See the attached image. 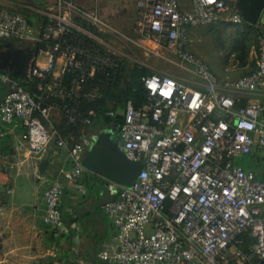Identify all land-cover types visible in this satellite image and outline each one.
I'll use <instances>...</instances> for the list:
<instances>
[{
	"label": "built area",
	"instance_id": "2783aa9c",
	"mask_svg": "<svg viewBox=\"0 0 264 264\" xmlns=\"http://www.w3.org/2000/svg\"><path fill=\"white\" fill-rule=\"evenodd\" d=\"M52 1L54 6L23 5L24 12L0 5V40L31 42L47 56L44 66L32 67V90L24 87V78L0 72V87H7L0 140L8 125L20 123L33 155L56 142L69 153L71 168L64 177L71 184L87 171L91 141L77 137V129L100 117L94 104L103 92L97 83L115 80L118 68L132 59L110 43L114 31L81 11L77 0ZM229 1L188 0L187 9L183 0H136L133 32L142 40L136 46L143 56L160 58L165 48L198 80L179 81L152 70L143 78L147 104L142 109L126 104L123 156L140 169L127 186L107 184L110 200L103 212L116 230L117 248L100 258L109 264L264 262V181L242 165L246 156L264 158V102L242 104L244 94L264 97V28L259 27L256 69L236 81L221 83L189 48L195 27L219 23L226 14L229 22H245ZM56 111L63 118L60 129L52 124ZM105 115L115 118L116 112ZM63 195L61 184L44 193L42 219L53 231L64 225ZM244 235L252 240L248 250Z\"/></svg>",
	"mask_w": 264,
	"mask_h": 264
},
{
	"label": "crops",
	"instance_id": "0c3cea01",
	"mask_svg": "<svg viewBox=\"0 0 264 264\" xmlns=\"http://www.w3.org/2000/svg\"><path fill=\"white\" fill-rule=\"evenodd\" d=\"M51 1L31 0L21 3L0 0V5L11 11L24 12L22 8H18L35 3L46 6ZM183 2L187 4L188 0ZM135 11L137 20V10ZM225 18L228 19L229 14ZM226 19L205 26L206 28L195 27L190 31V34H196V38L210 37L214 47L213 33L216 29L223 27L229 30L235 26L241 29L243 35H239L234 42H229L228 33H225V44L217 49V53L224 54L226 50L229 54L227 63L220 65L216 71L223 84L236 81L256 69L257 38L259 27L264 28V11L256 25L247 22L234 24ZM18 44L17 40H0V54L12 57L15 52L25 50ZM33 46L26 49L27 59L22 68L26 75L23 80L30 86L32 83L36 84V79L30 76L32 67L36 64L44 66L47 60L46 54L41 50L38 52L37 45L36 50ZM162 71L177 79L179 77L174 69ZM6 93L7 87H0V104ZM255 100L264 102V97L244 94L242 104ZM106 103L108 109H111L110 100ZM123 112L124 110L118 112L119 118L123 116ZM62 119L60 112L53 114L52 124L55 128L60 129ZM122 119L120 118L121 121ZM120 126L115 121L103 119L96 121L91 127L77 129V137H86L91 141L85 153L86 165L92 163L93 155L102 144L99 143L102 135L108 141L103 146L113 143L118 145ZM5 131V137L0 140V264H109L100 258L104 251L112 253L117 248L114 241L116 230L103 212L104 203L110 200L107 190L109 181L101 174L87 170L77 181L69 184L64 177V173L71 168L67 151L61 150L53 141L44 153L33 155L27 146V131L20 123L8 125ZM242 165L264 181L263 157L258 154L246 156ZM53 184L64 186L61 203L64 225L59 231H53L42 219L45 211L44 193ZM247 236H242V239L248 250L251 244L248 241L250 237ZM252 264L264 262L255 259Z\"/></svg>",
	"mask_w": 264,
	"mask_h": 264
},
{
	"label": "rangeland",
	"instance_id": "374dc122",
	"mask_svg": "<svg viewBox=\"0 0 264 264\" xmlns=\"http://www.w3.org/2000/svg\"><path fill=\"white\" fill-rule=\"evenodd\" d=\"M21 3H28V1L31 0H14ZM235 0H230L229 3L233 5ZM50 5L54 6V2H49ZM35 6H38L37 3L33 4ZM77 7L83 11L84 13L88 15H96L99 17L108 27L114 31V35H109V40L112 45H114L118 50L121 51L124 55L130 57L131 61H126L123 64H126V66L130 69V71L135 68L137 65L142 66L143 68L147 69L148 71L152 70H163L167 68L174 69L178 72L179 77L178 80H190L191 78L193 80H198V78L185 68H181L178 66L179 60L175 58L173 55H171L167 49L162 50V56L159 57H150L146 59L143 56L142 51L136 46V43H142L141 39H138L134 36V26L136 23V0H77L76 1ZM40 6V5H39ZM42 6V5H41ZM44 7V6H42ZM18 8V7H17ZM22 7H19L18 9H21ZM189 8V5L186 7ZM14 9V8H12ZM23 9V8H22ZM16 10V9H15ZM228 15V14H227ZM35 19V17H33ZM236 24V23H234ZM209 26V25H207ZM205 27V26H203ZM201 28V27H200ZM206 28V27H205ZM204 29V28H203ZM200 33V32H198ZM225 33H228V38L230 39L229 42H234V40L239 36L243 35L241 33V29L238 27H232L231 29L227 30V28L221 27L220 29H216L214 35L215 42L213 41L214 47L211 43V38L206 37L205 38H196V34H190V49L193 53L203 58L206 63L209 65L210 69L217 75V68L221 65H225L228 60L227 51L224 50V54L221 52L217 53V49H219L223 44H225ZM128 40H132L133 42H129ZM19 45H22L20 47L26 49L33 44H29L23 41H19ZM36 50V46L34 45ZM24 51V50H23ZM123 62V60H122ZM147 67V68H146ZM186 67L190 70L193 69L192 66L186 65ZM125 81V80H124ZM127 82V79L125 83ZM185 83V82H184ZM112 88V87H111ZM110 88V89H111ZM126 89V86H119L118 88L113 87L112 92L115 96L119 95L123 90ZM6 91V90H5ZM99 143H108L106 137L102 135L101 140ZM117 154H119V157L123 161L124 159V151H123V144L121 140H118V146H117ZM104 263V262H103ZM102 264V263H101Z\"/></svg>",
	"mask_w": 264,
	"mask_h": 264
},
{
	"label": "water",
	"instance_id": "95a60500",
	"mask_svg": "<svg viewBox=\"0 0 264 264\" xmlns=\"http://www.w3.org/2000/svg\"><path fill=\"white\" fill-rule=\"evenodd\" d=\"M244 18L245 22L256 25L264 11V0H235L233 4ZM27 59L25 50L14 53L12 57L0 54V72H6L9 68L10 74L15 77L26 78L22 70ZM8 73V72H7ZM122 119L123 116H120ZM117 143L111 145H99L96 153L93 155L91 164L86 165L87 170L93 173L101 174L109 182L127 186L137 175L140 166L138 164L130 165L124 159L123 161L117 154Z\"/></svg>",
	"mask_w": 264,
	"mask_h": 264
},
{
	"label": "trees",
	"instance_id": "16d2710c",
	"mask_svg": "<svg viewBox=\"0 0 264 264\" xmlns=\"http://www.w3.org/2000/svg\"><path fill=\"white\" fill-rule=\"evenodd\" d=\"M40 50H42V48L37 45V51L39 52ZM151 73L152 71H148L140 65H137L130 71L126 64H122L118 68V73L115 80L109 81L107 79H102L101 83H97L100 86L101 91L103 92V98L99 102L94 104V107L97 108L100 113V117L98 120H112L115 121L117 126L119 127L122 124V121L119 118L120 114H118V112H122L125 109L128 101H132L135 108L142 109L147 104V94L143 87V78L147 74ZM126 79L127 82L125 83ZM32 84L30 86V84L24 83V87L27 90H32L35 87V85ZM123 85L126 86V89L119 93V95L115 96L113 93H111L113 87L118 88L119 86ZM108 100H110V102L112 103L111 109H108L107 107L106 101ZM109 110H113L116 112L115 118H108L105 115V113ZM248 241L251 244L252 240L250 238Z\"/></svg>",
	"mask_w": 264,
	"mask_h": 264
},
{
	"label": "flooded vegetation",
	"instance_id": "af4514ba",
	"mask_svg": "<svg viewBox=\"0 0 264 264\" xmlns=\"http://www.w3.org/2000/svg\"><path fill=\"white\" fill-rule=\"evenodd\" d=\"M5 70H6V72H8L9 74H10V72H12V71H10V70H9V68H8V67H6V69H5ZM10 75H11V74H10Z\"/></svg>",
	"mask_w": 264,
	"mask_h": 264
}]
</instances>
